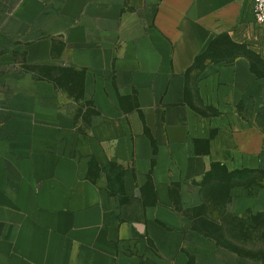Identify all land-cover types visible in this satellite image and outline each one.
I'll use <instances>...</instances> for the list:
<instances>
[{"label": "crops", "instance_id": "0c3cea01", "mask_svg": "<svg viewBox=\"0 0 264 264\" xmlns=\"http://www.w3.org/2000/svg\"><path fill=\"white\" fill-rule=\"evenodd\" d=\"M253 2L0 0V264H264Z\"/></svg>", "mask_w": 264, "mask_h": 264}, {"label": "built area", "instance_id": "2783aa9c", "mask_svg": "<svg viewBox=\"0 0 264 264\" xmlns=\"http://www.w3.org/2000/svg\"><path fill=\"white\" fill-rule=\"evenodd\" d=\"M253 16L256 24L264 28V0H254ZM3 111V105L0 103V114Z\"/></svg>", "mask_w": 264, "mask_h": 264}, {"label": "rangeland", "instance_id": "374dc122", "mask_svg": "<svg viewBox=\"0 0 264 264\" xmlns=\"http://www.w3.org/2000/svg\"><path fill=\"white\" fill-rule=\"evenodd\" d=\"M252 243H253V242H252ZM255 244H257V242H256Z\"/></svg>", "mask_w": 264, "mask_h": 264}]
</instances>
